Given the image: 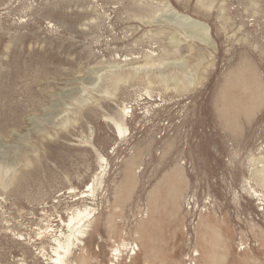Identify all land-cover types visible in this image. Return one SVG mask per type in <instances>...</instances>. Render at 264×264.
<instances>
[{
    "label": "rangeland",
    "instance_id": "obj_1",
    "mask_svg": "<svg viewBox=\"0 0 264 264\" xmlns=\"http://www.w3.org/2000/svg\"><path fill=\"white\" fill-rule=\"evenodd\" d=\"M82 210L62 264H264V0H0V264Z\"/></svg>",
    "mask_w": 264,
    "mask_h": 264
},
{
    "label": "bare ground",
    "instance_id": "obj_2",
    "mask_svg": "<svg viewBox=\"0 0 264 264\" xmlns=\"http://www.w3.org/2000/svg\"><path fill=\"white\" fill-rule=\"evenodd\" d=\"M165 15H166V18L167 20L170 19L172 21H174L175 23H177L181 28H183V30L186 32L185 34H187V37L188 38H193V39H196V41L198 42H201L202 44H205L211 48H213V40L212 42L210 41V38L208 36V27L202 23V22H199V21H196L190 17H188L187 15H183V14H179L178 12L174 11L173 9H168V10H165ZM168 13V15H167ZM163 17L162 16V20H163ZM166 20V19H165ZM157 22V21H155ZM159 22V21H158ZM168 22V21H167ZM166 22V23H167ZM170 24V23H168ZM173 25V24H172ZM176 26V24H175ZM178 38V37H177ZM175 39V38H174ZM173 39V41H174ZM177 40V39H175ZM179 40V39H178ZM177 40V41H178ZM195 41V40H194ZM175 42V41H174ZM180 41H178L179 43ZM177 44V43H176ZM208 48V47H207ZM214 50V49H213ZM143 66V65H142ZM140 66V67H142ZM179 67V66H178ZM177 67V68H178ZM133 68V67H132ZM131 68V69H132ZM154 68V67H153ZM185 68V67H184ZM141 69V68H140ZM152 69V68H151ZM135 70V69H134ZM136 70H139L136 68ZM177 71V70H176ZM181 71V70H179ZM185 71V69H184ZM147 72V71H146ZM186 73V72H185ZM193 73V72H192ZM163 74L160 72V75ZM130 75V74H129ZM165 75V74H164ZM173 76V75H172ZM170 76V77H172ZM160 77V76H158ZM162 77V76H161ZM160 77V78H161ZM164 77V76H163ZM176 77V76H175ZM178 77V76H177ZM192 77V76H191ZM174 77H172V80H173ZM177 79V78H176ZM162 80V79H161ZM192 80V79H191ZM176 81V80H175ZM195 81V80H194ZM174 82V81H173ZM182 82V81H181ZM188 82V81H187ZM186 82V84H187ZM177 83V82H176ZM180 83V81H179ZM175 84V83H174ZM178 84V83H177ZM181 84V83H180ZM179 84V85H180ZM194 84V83H193ZM176 85V84H175ZM185 85V84H184ZM192 85V84H191ZM175 87V86H174ZM183 89V88H182ZM181 89V90H182ZM185 91V90H184ZM183 91V92H184ZM122 112L124 114L125 112V109H122ZM122 114V113H121ZM120 116H123L121 115ZM114 121V120H113ZM111 120V122H113ZM110 122V124H112ZM112 125H114V128L116 130V132L121 135L123 133V130L121 128V126L118 124V122H114ZM100 161L103 160V158H99ZM84 197V196H83ZM73 212V211H72ZM85 210H82V211H77L75 214L71 215L69 218H68V221L66 220V222H63V226L66 228V230H68V234L64 237V243L61 244V242H59V239L57 236H54V239H53V242L57 245V248H55L54 250H52L53 254V258H51V262L53 264H62L64 260V257L68 254V252L70 251V247L72 245V242L75 240V241H78L79 238H82L83 237V230H82V219L85 217L84 214H85ZM72 241V242H71ZM59 251H63V253H61L62 255H60V252ZM135 255V254H134Z\"/></svg>",
    "mask_w": 264,
    "mask_h": 264
}]
</instances>
